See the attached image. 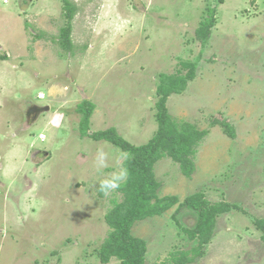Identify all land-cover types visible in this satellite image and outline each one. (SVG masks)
I'll return each instance as SVG.
<instances>
[{
	"label": "rangeland",
	"instance_id": "obj_1",
	"mask_svg": "<svg viewBox=\"0 0 264 264\" xmlns=\"http://www.w3.org/2000/svg\"><path fill=\"white\" fill-rule=\"evenodd\" d=\"M68 2L69 21L62 0H0V264H121L115 256L100 262L96 249L111 231L106 213L122 199L118 189L100 195L98 180L115 170L122 150L82 136L77 108L94 104L89 132L113 127L143 144L157 128L159 75H185V61L197 62L195 77L167 108L207 134L189 176L168 157L157 161L159 196L178 202L135 221L131 234L145 241L144 264H176L179 252L198 245L184 230L197 213L180 203L200 194L210 205L237 207L217 216L186 264H264L254 224L264 218V0ZM213 6L215 24L201 46L195 31ZM67 26L71 51L58 42ZM31 99L50 109L27 122ZM61 115V127H48ZM214 118L227 120L235 137ZM99 148L109 154L102 174L94 167Z\"/></svg>",
	"mask_w": 264,
	"mask_h": 264
},
{
	"label": "trees",
	"instance_id": "obj_2",
	"mask_svg": "<svg viewBox=\"0 0 264 264\" xmlns=\"http://www.w3.org/2000/svg\"><path fill=\"white\" fill-rule=\"evenodd\" d=\"M225 0H217L223 3ZM63 9L69 21L75 13L73 4L68 0H62ZM215 7L207 9V16L200 21L196 29V37L200 40L201 46L208 41L211 27L215 24ZM60 46L68 51L72 50V43L69 39V27H63L58 35ZM4 57V56H3ZM195 62H182L183 67L188 66L189 70L185 75L178 73L159 75L158 99L154 103V119L157 128L154 134L143 144L133 145L117 134L115 128L89 132V119L94 109L92 102L84 101L78 105L77 111L82 114L79 121V131L82 136H88L94 140L107 141L130 154V158L123 162L128 169V179L118 189L122 194L120 202L105 215V221L111 231L104 242L96 249L100 262L107 263L115 256L121 264H144L145 241L131 234V227L135 221L153 214L162 213L165 209L178 202L176 195L159 196V182L155 179L154 165L164 157L170 158L179 164L181 172L189 176L194 170L192 156L196 151L197 144L207 134V130H199L194 124L175 121L167 108V100L170 95L180 93L185 89L188 80L195 77ZM218 124L223 127L224 132L231 138L236 133L233 126L220 118H214L212 125ZM100 195L103 193L99 192ZM181 207H188L197 213V223L194 228L185 232L192 238L197 236L198 245L188 251L179 252L180 257L176 264H186L195 257L201 246L210 239L214 223L218 215L236 208L235 204L216 202L212 205L200 194L188 196L180 203ZM254 224L261 232L260 238L264 241V218H255Z\"/></svg>",
	"mask_w": 264,
	"mask_h": 264
},
{
	"label": "clouds",
	"instance_id": "obj_3",
	"mask_svg": "<svg viewBox=\"0 0 264 264\" xmlns=\"http://www.w3.org/2000/svg\"><path fill=\"white\" fill-rule=\"evenodd\" d=\"M37 98L40 100H45V93L41 92L39 95L37 94ZM62 115L59 119H57L55 116H53L49 121L48 127H61L62 126ZM47 131V129H46ZM40 141H46L48 139L47 135L45 133H41L39 137ZM130 158V154L126 152H120L116 155L114 158L115 163V170L111 173L102 176L98 180V190L99 192L103 193L105 197H109L112 195L113 192H115L117 189H119L122 184H125L128 179V169L123 166V162ZM109 154L104 151L103 148H99L97 150V154L95 156L94 160V167L97 173H103V170L107 167H109Z\"/></svg>",
	"mask_w": 264,
	"mask_h": 264
},
{
	"label": "water",
	"instance_id": "obj_4",
	"mask_svg": "<svg viewBox=\"0 0 264 264\" xmlns=\"http://www.w3.org/2000/svg\"><path fill=\"white\" fill-rule=\"evenodd\" d=\"M50 109V106L45 104L43 106L32 104L30 107L27 108L26 115L30 117V113H33L32 118H29L32 122L38 119V115L42 112H47ZM28 118L26 119L27 122L30 121Z\"/></svg>",
	"mask_w": 264,
	"mask_h": 264
},
{
	"label": "flooded vegetation",
	"instance_id": "obj_5",
	"mask_svg": "<svg viewBox=\"0 0 264 264\" xmlns=\"http://www.w3.org/2000/svg\"><path fill=\"white\" fill-rule=\"evenodd\" d=\"M32 104H36V105H40V106H43L44 104H41V103H39V102H36V101H33L32 99H31V101L28 103V106H27V103L25 102V106H26V110H25V113H24V117H25V119H29V118H32V116H33V113H30V117H29V115H28V117H27V115H26V111H27V108L28 107H30ZM40 115H38V117H39ZM30 120V119H29ZM29 122H32L31 120L29 121ZM34 152L32 153V155H31V158H34V156H36L39 152H40V150L39 149H36V148H34V150H33Z\"/></svg>",
	"mask_w": 264,
	"mask_h": 264
}]
</instances>
